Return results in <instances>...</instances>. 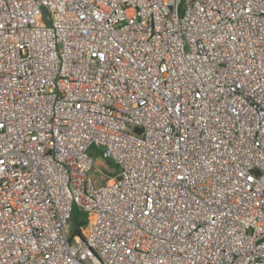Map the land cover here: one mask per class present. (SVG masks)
I'll return each instance as SVG.
<instances>
[{
    "label": "built area",
    "instance_id": "obj_1",
    "mask_svg": "<svg viewBox=\"0 0 264 264\" xmlns=\"http://www.w3.org/2000/svg\"><path fill=\"white\" fill-rule=\"evenodd\" d=\"M0 264H264V0H0Z\"/></svg>",
    "mask_w": 264,
    "mask_h": 264
},
{
    "label": "rangeland",
    "instance_id": "obj_2",
    "mask_svg": "<svg viewBox=\"0 0 264 264\" xmlns=\"http://www.w3.org/2000/svg\"><path fill=\"white\" fill-rule=\"evenodd\" d=\"M94 164L97 168H93L92 172L90 173V176L94 180H97L98 184H102V182H105L109 178L115 177V175L117 174V167L110 162L102 160L100 157L95 160ZM97 170H100L102 172L104 181L99 180ZM82 218H84V215L78 213L77 211H74L73 220L69 224V229L74 230L76 224H83Z\"/></svg>",
    "mask_w": 264,
    "mask_h": 264
},
{
    "label": "trees",
    "instance_id": "obj_3",
    "mask_svg": "<svg viewBox=\"0 0 264 264\" xmlns=\"http://www.w3.org/2000/svg\"><path fill=\"white\" fill-rule=\"evenodd\" d=\"M84 224H81V225H78V224H76V227L77 228H80L81 226H83Z\"/></svg>",
    "mask_w": 264,
    "mask_h": 264
}]
</instances>
